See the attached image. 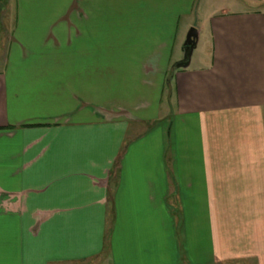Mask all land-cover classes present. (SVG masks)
Returning <instances> with one entry per match:
<instances>
[{
  "label": "crops",
  "instance_id": "0c3cea01",
  "mask_svg": "<svg viewBox=\"0 0 264 264\" xmlns=\"http://www.w3.org/2000/svg\"><path fill=\"white\" fill-rule=\"evenodd\" d=\"M5 1L0 264H264V0Z\"/></svg>",
  "mask_w": 264,
  "mask_h": 264
},
{
  "label": "water",
  "instance_id": "95a60500",
  "mask_svg": "<svg viewBox=\"0 0 264 264\" xmlns=\"http://www.w3.org/2000/svg\"><path fill=\"white\" fill-rule=\"evenodd\" d=\"M197 42H198V31L195 27H192L188 31L186 36V41L184 43V47H183L184 58L182 61L178 62L175 65V68L182 69L189 67L193 52L197 46Z\"/></svg>",
  "mask_w": 264,
  "mask_h": 264
},
{
  "label": "rangeland",
  "instance_id": "374dc122",
  "mask_svg": "<svg viewBox=\"0 0 264 264\" xmlns=\"http://www.w3.org/2000/svg\"><path fill=\"white\" fill-rule=\"evenodd\" d=\"M6 5H7V3H6L5 0H0V39L2 38V36H4V33L2 32L1 28H3V30H6V27L9 26V24H11V20H12L9 17L5 16V12H6L5 9L7 8ZM250 5H251V7L256 8L257 10L264 11V5H261V4H258V3H250ZM186 36H187V34L184 37V41H186ZM195 50L193 52V56L195 55V52L197 51V50L196 51ZM193 56H192V58H193ZM169 76H170V73H169ZM103 256L104 255H101L97 259L99 260Z\"/></svg>",
  "mask_w": 264,
  "mask_h": 264
}]
</instances>
